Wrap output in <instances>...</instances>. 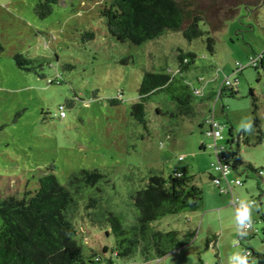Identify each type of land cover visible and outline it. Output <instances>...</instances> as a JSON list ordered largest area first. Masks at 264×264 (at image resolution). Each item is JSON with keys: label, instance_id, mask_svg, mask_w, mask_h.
Here are the masks:
<instances>
[{"label": "rangeland", "instance_id": "obj_1", "mask_svg": "<svg viewBox=\"0 0 264 264\" xmlns=\"http://www.w3.org/2000/svg\"><path fill=\"white\" fill-rule=\"evenodd\" d=\"M57 1L53 13L42 19L36 13L39 0H0V197H23L37 188L40 178L53 173L73 193V221L85 254L96 252L105 264L110 259L113 264H230L232 254L243 255L244 247L264 253L260 206L247 208L252 229L241 242V209L234 208L231 194L222 193L227 182L214 171V150L204 149L214 142L206 134L214 118L225 126L219 147L223 145L229 154L240 149L242 164L229 180L243 185H232L233 197L246 203L261 197L264 0L238 4L230 19L221 10L213 29L203 21L201 29L207 34L192 42L181 31L168 30L141 45L119 42L109 34L100 3ZM87 33H94L95 39L89 40ZM210 37L215 42L213 53L208 49ZM181 53L197 56L182 74L187 82L203 91L204 97L214 95L204 103L196 98L195 115L175 118L171 96L155 94L145 104L143 125L131 112L141 101L145 71L169 67L177 72ZM18 54L34 60L32 70L18 67ZM227 79L238 94L220 98ZM254 112L263 133V142L256 145ZM244 123L251 124L250 131L240 127ZM243 131L252 145H246L243 136L238 142ZM83 170L98 171L103 178L95 186L71 183ZM174 170L195 178L204 192V204L193 212L167 215L153 227L177 231L181 237L193 232L194 240L157 261L144 262L140 255L130 260L116 257L110 213L125 226L134 224L135 193L152 173L167 177ZM211 174L221 179V187L211 181ZM106 246L109 251L104 253ZM248 264L257 261L251 258Z\"/></svg>", "mask_w": 264, "mask_h": 264}, {"label": "trees", "instance_id": "obj_2", "mask_svg": "<svg viewBox=\"0 0 264 264\" xmlns=\"http://www.w3.org/2000/svg\"><path fill=\"white\" fill-rule=\"evenodd\" d=\"M80 1L100 3V15L105 20L109 34L122 43L141 45L160 38L168 30L181 31L190 42L207 34L201 29V23L206 22V19L201 13L191 10L189 2L183 5L177 0ZM57 3V0H39L36 13L44 19L53 13ZM87 38L94 40L95 34L87 33ZM207 40L208 49L213 53L214 38ZM196 59L194 53H181L178 55L180 66L177 72H173L169 67H163L157 72L145 71L139 89L141 101L132 106L131 115L146 125L145 104L151 96L160 92L171 96L175 105L173 117L195 115L196 98L199 97L200 103L212 98L204 97V92L197 95L196 91L199 89L187 82L182 75ZM15 60L19 68L27 71L33 69L31 65L34 60L22 54L16 55ZM262 67L264 68V65ZM237 94L230 88H223L220 98L225 95L236 97ZM158 112L163 113L161 109H158ZM254 115L255 126L259 132L258 141L254 144L256 145L263 142V133L257 113L254 112ZM245 133L243 131L239 134L238 142L243 136L244 143L252 145ZM221 148L225 149L224 146ZM224 153L231 163L232 172L242 164L239 148L232 150L230 154ZM257 173L262 179L261 172ZM102 178L103 175L98 171L83 170L71 183L84 182L87 186H95ZM215 179L219 178H212L213 181ZM133 201L138 210L134 224L125 226L120 217L112 213L109 215L111 232L115 236L112 253L116 257L130 260L140 255L144 262L157 261L194 240L196 233L193 232L181 237L177 231L162 232L153 227L154 222L167 215L193 212L202 208L205 195L195 184L194 177L177 170L167 177L162 173H152L145 187L135 193ZM256 201V205L260 206L261 220L264 222V192ZM74 209L73 193L61 184L53 173H47L40 178L37 188L26 192L23 197H0V264H105V259L98 253L92 251L89 255L85 254L83 245L77 239L79 232L73 221ZM248 231L239 236L241 242L248 238ZM111 232H107V235ZM103 251L107 253L109 247H104ZM243 255H246L247 259H256L257 264H264V253L244 247ZM107 264H113V261L110 259Z\"/></svg>", "mask_w": 264, "mask_h": 264}, {"label": "built area", "instance_id": "obj_3", "mask_svg": "<svg viewBox=\"0 0 264 264\" xmlns=\"http://www.w3.org/2000/svg\"><path fill=\"white\" fill-rule=\"evenodd\" d=\"M223 88H230L233 91L236 90V86H234V84L229 79H227L225 84L222 85L220 88L219 97L221 95V89H223ZM196 94L201 95V94H203V91H201L199 89L196 91ZM61 115L64 116V112H62ZM208 124H209L210 129H209V131L206 132V134L208 137H211L214 139V142H213L214 144L211 143V144H209V146L204 147V149L214 150V152H215L216 161L213 164V168L216 172L220 173L222 175V177L225 178V180L227 182V186L225 189H222V193L231 194L232 205L236 209H244L248 206L256 205L257 202L255 200H252L249 204H247V203L241 201L240 199H238V198L235 199L233 197V186H242L243 183L240 180H236V181H230L229 180V176L231 175V172H232V166H231V163L228 161V156L224 153V149L219 147V145H218V140L223 139L222 132H223V128L225 126L218 123L214 118H211L210 121L208 122ZM214 182L216 185L221 187V185H222L221 179H215ZM250 229H251V227H248L247 224H245V225H241L239 227L238 231H239V233H244V235H245V232L250 230Z\"/></svg>", "mask_w": 264, "mask_h": 264}, {"label": "water", "instance_id": "obj_4", "mask_svg": "<svg viewBox=\"0 0 264 264\" xmlns=\"http://www.w3.org/2000/svg\"><path fill=\"white\" fill-rule=\"evenodd\" d=\"M181 4H191V10L203 15L210 26V31L218 23L217 15L221 10H226L225 16L230 19L234 14V7L238 4H257L259 0H177ZM189 6V5H186ZM187 25V24H186Z\"/></svg>", "mask_w": 264, "mask_h": 264}, {"label": "clouds", "instance_id": "obj_5", "mask_svg": "<svg viewBox=\"0 0 264 264\" xmlns=\"http://www.w3.org/2000/svg\"><path fill=\"white\" fill-rule=\"evenodd\" d=\"M240 127L243 128L244 131L251 130V124L244 123ZM239 223L241 225L247 224L248 227H251V218L249 215V211L247 208H244L238 213ZM239 235L243 236L244 233H238ZM230 264H248V259L246 255H242L240 252L233 253L230 257Z\"/></svg>", "mask_w": 264, "mask_h": 264}, {"label": "crops", "instance_id": "obj_6", "mask_svg": "<svg viewBox=\"0 0 264 264\" xmlns=\"http://www.w3.org/2000/svg\"><path fill=\"white\" fill-rule=\"evenodd\" d=\"M213 95H214V93L212 92V93H210L209 96L212 97ZM222 146H223V145H222ZM213 177H214V178H218V176H215V175L212 176V174H211V175H210V179H211V181H213V180H212ZM213 182H214V181H213ZM256 202L258 203V201H256ZM245 203H246V202H245ZM247 204H249V202H248ZM256 206H258V205H256ZM249 207H255V206H249ZM249 207H248V208H249ZM234 208H235V207H234ZM238 210H239V209H238ZM259 210H260V209H259Z\"/></svg>", "mask_w": 264, "mask_h": 264}]
</instances>
